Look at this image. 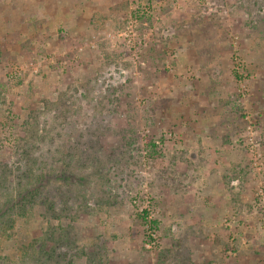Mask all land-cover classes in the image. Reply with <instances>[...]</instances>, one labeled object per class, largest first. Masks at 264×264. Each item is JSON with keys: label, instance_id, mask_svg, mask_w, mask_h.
<instances>
[{"label": "rangeland", "instance_id": "rangeland-1", "mask_svg": "<svg viewBox=\"0 0 264 264\" xmlns=\"http://www.w3.org/2000/svg\"><path fill=\"white\" fill-rule=\"evenodd\" d=\"M263 197L264 0H0V264H264Z\"/></svg>", "mask_w": 264, "mask_h": 264}, {"label": "trees", "instance_id": "trees-1", "mask_svg": "<svg viewBox=\"0 0 264 264\" xmlns=\"http://www.w3.org/2000/svg\"><path fill=\"white\" fill-rule=\"evenodd\" d=\"M147 145L151 146V147H155L156 146V143H155V140H151ZM123 154H124V151H123ZM95 160H97V157H93V154L92 155H88L86 157H83L80 161H79V166L82 168L84 167L85 169H88L90 167L95 166L94 164L95 163ZM118 162H122V159L119 158V161ZM66 163H69L68 161H66ZM64 170H63V175L60 176L61 179L65 182V184H69V183H76V185L78 184V182H81L79 184L81 185H84L83 187L87 186L89 184V182H93V180L88 176V175H83L81 177H77L79 178L76 179V178H73V176H71L72 173H70L69 169H66V166H64ZM28 174L25 172V176H23V178H25V180L28 182V188L26 189V193L25 195L22 194V198L18 201V205L19 206H24V204H27V203H34L37 199H43L41 202L43 204H46L45 206H48L47 205V194L48 192L46 193V191L44 189H46L47 187H41L39 185V181H42V180H45V178L47 177V181L49 179H51L55 173H51V172H37L35 169H28ZM70 173V175L67 174ZM127 173V172H126ZM125 175V174H124ZM123 173L122 174H117L114 178V181H116L117 184H122V181H126V179L129 180L130 177L128 176H124ZM129 175V174H127ZM126 177V178H125ZM22 178V177H21ZM100 180H101V188H106V187H110V189H112L111 191H106L108 190V188L106 190H101V192H105L106 195H107V198L106 200L103 198V200L101 198H98L96 199L98 203H107L109 202L111 205L113 204H117L118 203V194L116 192V188L115 190H113L112 188V184H111V180L110 178L107 176V174H104L102 173V175L99 177ZM70 179V180H69ZM46 185V184H45ZM82 187V188H83ZM81 188V189H82ZM78 189V188H77ZM78 193V192H77ZM21 194V193H20ZM76 198H80V197H84L85 200H84V203L81 205V206H88V202H87V199L85 197V195H81L78 193V194H75ZM101 199V200H100ZM69 200V196L66 195V201H64V204H63V207L61 208L62 211H67L69 210L70 208H72L68 201ZM109 200V201H108ZM51 209L53 211V214H57V211H55L54 207L51 206ZM139 217L143 220V224L145 225V231H146V237H148L149 241H153L154 238H153V233H155L158 229H159V225H160V221L156 218H150V212H149V209L148 208H144L140 213H139ZM67 238L69 239V243H73V240L70 238V235L67 234ZM51 246L48 248L49 250H45L44 248V245L43 247H41V250L39 251V258H36L37 262L38 263H42V258L45 254V252L49 255V259L50 261L51 260H56V264H60V260L58 261V259H61V258H65L68 254V252H65L63 255L57 253V249L58 246H56V244H54V240H52L51 242ZM72 245V244H71ZM96 256H99V253L97 252V254H95ZM46 256V255H45ZM95 259V257H94Z\"/></svg>", "mask_w": 264, "mask_h": 264}, {"label": "built area", "instance_id": "built-area-1", "mask_svg": "<svg viewBox=\"0 0 264 264\" xmlns=\"http://www.w3.org/2000/svg\"><path fill=\"white\" fill-rule=\"evenodd\" d=\"M254 145V144H253ZM262 200L264 201V197L262 198Z\"/></svg>", "mask_w": 264, "mask_h": 264}]
</instances>
